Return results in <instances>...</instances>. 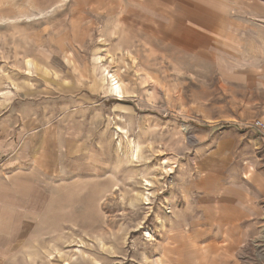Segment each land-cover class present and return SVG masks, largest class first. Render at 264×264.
<instances>
[{"label":"rangeland","instance_id":"374dc122","mask_svg":"<svg viewBox=\"0 0 264 264\" xmlns=\"http://www.w3.org/2000/svg\"><path fill=\"white\" fill-rule=\"evenodd\" d=\"M259 118L264 0H0L3 192L41 198L3 264H181L208 225L264 264Z\"/></svg>","mask_w":264,"mask_h":264},{"label":"crops","instance_id":"0c3cea01","mask_svg":"<svg viewBox=\"0 0 264 264\" xmlns=\"http://www.w3.org/2000/svg\"><path fill=\"white\" fill-rule=\"evenodd\" d=\"M46 143H49L48 139L44 138L43 147H47ZM12 147L9 145L5 149L6 151H10ZM0 154L3 155V146L0 147ZM40 164V163H39ZM38 164V166H39ZM3 164L0 166V264H3V234H7L6 229L8 228L9 224H14L15 226V219H24L25 222L31 223L34 219H40V211L41 205L39 201L41 198H36L35 194H33L36 187H34L33 182L30 180H26L23 183V187L13 186L9 189L11 195V201L6 200V194L3 192ZM14 188V189H12ZM21 188V189H20ZM214 197H209L207 195V199H211L215 201L214 204H221L218 199H213ZM15 199L19 200V202H15ZM37 200V201H36ZM215 205L214 207H216ZM43 208V206H42ZM222 218V217H220ZM224 222L221 223V225ZM208 224L210 221L208 220ZM224 225V224H223ZM223 227V226H222ZM224 229V228H223ZM215 227L208 225L207 227H196L194 228L191 233L187 232L182 236V240L186 243H191L192 247L197 250H202L200 253L196 255H192L191 258L184 257L181 259V264H195V263H205L207 264H215L214 257L219 255V262L218 264H225L227 261V249L230 251L231 245H226L225 243L228 240L225 229L223 232H215ZM182 243L180 245H182ZM177 244V247L180 246ZM227 247V249H226ZM217 253V254H216ZM231 255V254H230ZM207 257V258H198L195 260L196 257ZM211 261V262H210Z\"/></svg>","mask_w":264,"mask_h":264},{"label":"bare ground","instance_id":"6f19581e","mask_svg":"<svg viewBox=\"0 0 264 264\" xmlns=\"http://www.w3.org/2000/svg\"><path fill=\"white\" fill-rule=\"evenodd\" d=\"M111 78H113L112 80L114 81L111 86H110V89L113 93H115L116 95L120 96V97H123L124 96V91H123V88L121 86V83L116 80V78L114 77L113 74H111ZM148 236V235H147Z\"/></svg>","mask_w":264,"mask_h":264},{"label":"built area","instance_id":"2783aa9c","mask_svg":"<svg viewBox=\"0 0 264 264\" xmlns=\"http://www.w3.org/2000/svg\"><path fill=\"white\" fill-rule=\"evenodd\" d=\"M253 127L254 129L260 130L264 135V121L262 119H256Z\"/></svg>","mask_w":264,"mask_h":264}]
</instances>
